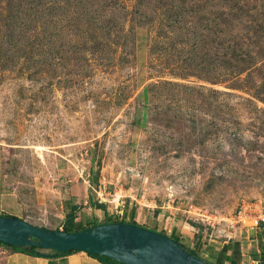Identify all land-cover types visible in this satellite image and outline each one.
Segmentation results:
<instances>
[{
  "label": "rangeland",
  "instance_id": "1",
  "mask_svg": "<svg viewBox=\"0 0 264 264\" xmlns=\"http://www.w3.org/2000/svg\"><path fill=\"white\" fill-rule=\"evenodd\" d=\"M0 175L41 227L264 258V0H0Z\"/></svg>",
  "mask_w": 264,
  "mask_h": 264
},
{
  "label": "water",
  "instance_id": "2",
  "mask_svg": "<svg viewBox=\"0 0 264 264\" xmlns=\"http://www.w3.org/2000/svg\"><path fill=\"white\" fill-rule=\"evenodd\" d=\"M0 242L12 246L34 245L58 252L85 251L122 264H210L186 252L165 234L122 221L67 232L0 215ZM256 264H264V261Z\"/></svg>",
  "mask_w": 264,
  "mask_h": 264
},
{
  "label": "crops",
  "instance_id": "3",
  "mask_svg": "<svg viewBox=\"0 0 264 264\" xmlns=\"http://www.w3.org/2000/svg\"><path fill=\"white\" fill-rule=\"evenodd\" d=\"M136 120H135V124L138 123V120L137 122ZM1 178L2 177L0 175V179ZM16 205H17V199L15 192L13 191L11 193H5L0 188V215H4V216L13 215L9 212L15 211ZM8 209L11 210L9 211ZM18 217L24 219L22 215L18 214ZM24 220L38 226V224L34 221L27 219ZM123 222L130 223V221H123ZM74 225L76 226V228L83 227L79 223H76ZM89 225L91 226L94 224H89ZM188 228H189L188 231L180 230L178 232L176 230H172L170 232V235L167 234V236H171L177 242L179 241L183 242L186 245V248L189 250V252L193 251V253L198 258H200L201 260L207 263L243 264V261H241V256L243 253L241 252L239 247H237L238 240L236 238L232 240L224 239L217 243H211V241H209V243L205 245L206 246L205 249H200L197 245L196 246L193 245L194 244L193 238H191V236H196L195 230H193L192 227L190 226H188ZM48 229L56 230L57 228L48 227ZM259 241H261V238H259ZM261 250H263L262 252L264 253V249L262 248ZM260 260L248 264H256L262 262ZM0 264H109V263L101 262L100 260H98L97 258H95L94 256L90 255L85 251H72L66 254H59L50 257L34 256L28 254L25 251H22L20 249H15L9 245H6L5 243L0 242Z\"/></svg>",
  "mask_w": 264,
  "mask_h": 264
},
{
  "label": "trees",
  "instance_id": "4",
  "mask_svg": "<svg viewBox=\"0 0 264 264\" xmlns=\"http://www.w3.org/2000/svg\"><path fill=\"white\" fill-rule=\"evenodd\" d=\"M135 129H136V127H135ZM88 181L91 182V178H89ZM95 206L98 209H103L104 208L103 205L100 204V203L96 204ZM64 222H66L68 225L63 226V228H61V229L63 231H67V232L78 231V230H81V229H84V228L88 227V226H85V227L76 228V226L72 224V217H71L70 214H66ZM108 222H116V221H108ZM108 222H104V223H108ZM130 223L131 224H135L134 222H130ZM259 224L262 226V222H260ZM262 235H264V229H262ZM169 237L171 239L175 240L171 236H169ZM258 237L261 238V235H259ZM6 245H9V244H6ZM9 246H11V247H13L15 249H20L22 251H25V252H27L30 255L40 256V257H50V256H54V255L66 254V253H69V252H72V251H76V250H68V251H60V252H58V251H54V250H50V249H42V248L34 246V245H25V246H12V245H9ZM190 253L194 254L193 251H191ZM89 254L94 256L95 258H97L101 262H105V263H109V264H122V263H118V262L112 260L111 258L103 256V255H96V254H91V253H89ZM260 261H264V258H262Z\"/></svg>",
  "mask_w": 264,
  "mask_h": 264
},
{
  "label": "built area",
  "instance_id": "5",
  "mask_svg": "<svg viewBox=\"0 0 264 264\" xmlns=\"http://www.w3.org/2000/svg\"><path fill=\"white\" fill-rule=\"evenodd\" d=\"M263 220H264L263 217L257 216L256 218L252 219V224H258L259 222H262Z\"/></svg>",
  "mask_w": 264,
  "mask_h": 264
}]
</instances>
